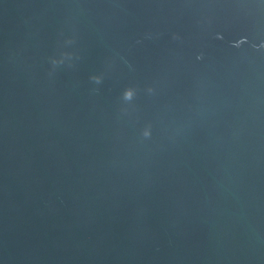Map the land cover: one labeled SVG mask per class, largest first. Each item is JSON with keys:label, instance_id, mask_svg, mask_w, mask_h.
Segmentation results:
<instances>
[{"label": "water", "instance_id": "95a60500", "mask_svg": "<svg viewBox=\"0 0 264 264\" xmlns=\"http://www.w3.org/2000/svg\"><path fill=\"white\" fill-rule=\"evenodd\" d=\"M0 264H264V0H0Z\"/></svg>", "mask_w": 264, "mask_h": 264}]
</instances>
